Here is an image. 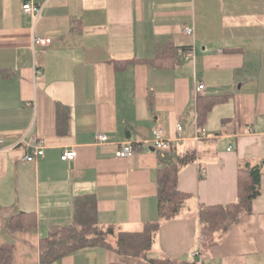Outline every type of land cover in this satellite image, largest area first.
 <instances>
[{
  "label": "crops",
  "instance_id": "crops-1",
  "mask_svg": "<svg viewBox=\"0 0 264 264\" xmlns=\"http://www.w3.org/2000/svg\"><path fill=\"white\" fill-rule=\"evenodd\" d=\"M24 1L0 0V243L12 246V263L39 264L40 239L71 222L77 194L95 195L99 225L140 229L157 217V168L193 149L177 176L188 195L161 221L150 255L264 264V0H32L44 1L35 21ZM36 36L50 41L35 44ZM171 46L190 51L178 62L149 60ZM195 80L204 84L197 93ZM208 94L226 97L198 122L196 97ZM156 126L169 150L153 146ZM198 128L205 131L194 140ZM124 140L133 153L120 158ZM24 142L42 143L43 155L23 160ZM69 148L75 157L62 160ZM240 162L261 164L260 193L203 248L198 211L235 200ZM17 213L22 225L10 227ZM109 262L145 264L105 246L55 261Z\"/></svg>",
  "mask_w": 264,
  "mask_h": 264
},
{
  "label": "trees",
  "instance_id": "trees-1",
  "mask_svg": "<svg viewBox=\"0 0 264 264\" xmlns=\"http://www.w3.org/2000/svg\"><path fill=\"white\" fill-rule=\"evenodd\" d=\"M188 47L171 46L156 52L149 58L156 64H165L170 57L176 62L179 55L189 52ZM226 97L225 94H208L196 97L198 122L204 118L210 107ZM58 119L68 115L67 108L56 107ZM62 112V116L60 114ZM194 150L188 149L177 154L175 159L157 168L155 172L157 217L145 221L140 229L123 230L114 226H102L97 221V200L93 193L77 194L72 200V220L69 224L53 226L39 241V264H50L59 257L77 249L105 246L117 254L141 258L145 264H196L186 258L175 259L151 256L150 249L156 232L164 219L174 217L184 204L187 193L177 185L180 168L194 159ZM261 164L240 162L237 167L236 198L225 204L203 205L198 211L199 234L203 248L214 242L215 232H225L238 220L241 214L251 211L252 200L260 193ZM21 213L10 217V227L21 226ZM12 246L0 243V264L12 263ZM107 264H116L109 262Z\"/></svg>",
  "mask_w": 264,
  "mask_h": 264
},
{
  "label": "built area",
  "instance_id": "built-area-1",
  "mask_svg": "<svg viewBox=\"0 0 264 264\" xmlns=\"http://www.w3.org/2000/svg\"><path fill=\"white\" fill-rule=\"evenodd\" d=\"M44 4V1L41 2H34L32 0H25L22 5L21 9L24 13L30 14L34 21L37 19V16L39 15L41 8ZM182 30L186 33H192L193 28L192 26H184ZM50 41V38L47 36H36L33 38V43L35 44H41L46 45ZM190 54V53H188ZM204 88V84L198 80L194 81V91L200 92ZM177 130H181V125L177 124ZM204 128L197 129L196 133L194 135V140H197L201 137L202 134H204ZM152 139L151 142L153 146L158 150H169L172 146V142L170 139L164 137V131L161 127L156 126L151 129ZM97 140L99 142L107 141L108 136L103 132H98ZM2 142V138L0 137V143ZM28 151H26L22 159L23 160H32L36 156H42L43 155V145L41 144H30L29 142H24ZM133 153V146L130 140H124L120 142L115 149V155L120 158H125L130 156ZM76 150L74 148L64 149L62 153L60 154V158L62 160H71L75 157ZM196 251L192 252V255H196ZM50 264H56L55 261L51 262Z\"/></svg>",
  "mask_w": 264,
  "mask_h": 264
},
{
  "label": "water",
  "instance_id": "water-1",
  "mask_svg": "<svg viewBox=\"0 0 264 264\" xmlns=\"http://www.w3.org/2000/svg\"><path fill=\"white\" fill-rule=\"evenodd\" d=\"M127 137H128V132H127Z\"/></svg>",
  "mask_w": 264,
  "mask_h": 264
},
{
  "label": "rangeland",
  "instance_id": "rangeland-1",
  "mask_svg": "<svg viewBox=\"0 0 264 264\" xmlns=\"http://www.w3.org/2000/svg\"><path fill=\"white\" fill-rule=\"evenodd\" d=\"M195 261V260H194Z\"/></svg>",
  "mask_w": 264,
  "mask_h": 264
}]
</instances>
